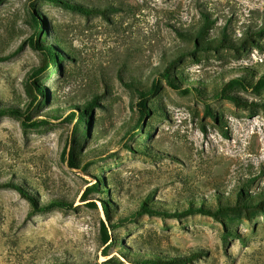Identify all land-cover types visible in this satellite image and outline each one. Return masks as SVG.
I'll use <instances>...</instances> for the list:
<instances>
[{"label": "rangeland", "instance_id": "374dc122", "mask_svg": "<svg viewBox=\"0 0 264 264\" xmlns=\"http://www.w3.org/2000/svg\"><path fill=\"white\" fill-rule=\"evenodd\" d=\"M73 1L105 12L87 16L46 0H0V104L26 108L31 75L48 59L29 43L33 6L50 25L49 41L53 31L72 54L63 70L51 68L38 78L49 93L48 104L41 97L31 109L38 126L26 129L20 117H0V180L11 175L43 203L68 199L71 205L35 212L20 190L0 188V264H139L153 253L196 250L203 256L189 264H264V214L118 220L149 195L171 209L192 194L215 204L216 194L232 195L243 186L264 190V89L236 88L246 104L214 94L242 68L252 69L256 81L264 75V35L244 49L192 54L204 14L216 20L208 39L228 34L240 43L264 26V0ZM178 59L176 68L194 81L188 94L162 77ZM132 79L148 89L156 85L147 103L157 112L139 130L141 93ZM207 80L214 84L199 93L196 87ZM94 93L101 98L91 124L77 128L72 106ZM55 107L60 117L45 121ZM213 114L228 123L229 136ZM83 133L90 136L82 139ZM80 142L84 162L72 168L71 152ZM145 146L162 154L144 153ZM98 175L113 179L109 196L92 189ZM111 194L115 226L102 205Z\"/></svg>", "mask_w": 264, "mask_h": 264}, {"label": "trees", "instance_id": "16d2710c", "mask_svg": "<svg viewBox=\"0 0 264 264\" xmlns=\"http://www.w3.org/2000/svg\"><path fill=\"white\" fill-rule=\"evenodd\" d=\"M49 3L59 5L67 10H71L74 12H80L87 16H91L94 14H103L105 11L104 9L95 8V7H87L82 4H78L73 0H46ZM33 19L32 25L34 27V33L32 37L29 39V43L34 50L44 52L48 59L44 61L43 65L37 69H35L34 73L31 75L32 80H30L27 84V92L31 98L30 103L27 107H23L20 103H12V104H0V117L9 114L12 116L22 118V122L24 128H32L38 126L39 123L31 114V109L33 106L38 102V100L43 97L44 104H48L49 93L47 88L44 85V81H39L40 78L44 73L51 70V68H55L52 71L56 72L59 70H63L62 62L67 56L68 58L72 57V54L69 48L65 45L63 39L55 34L53 31V41H49L50 35V25L46 19V17L40 13V11L33 6ZM203 24L200 31L197 34L196 40V48L192 51L193 55L197 50H218L221 48H229V49H244L246 48V44L251 41L255 40L256 38H260L264 35V26L255 32H249V35L242 39L240 43L235 42L230 38L228 34L219 38V39H208V34L211 29L215 26L216 20H214L208 14H204ZM258 42V41H257ZM259 44V42H258ZM26 44L21 45L16 52L12 56H17L20 54ZM179 60V59H178ZM180 62L174 61L172 62L162 73V77L167 79L168 83L172 88L179 92H183L185 94L190 93V90L193 87L194 81L188 78L179 68L177 69L176 66ZM241 70V69H240ZM243 73L236 78L232 79L226 83H223L221 87L214 89V94L218 98H224L231 100L237 104H246L248 101L237 94H234L233 91L236 88H242L244 90H249L251 88H255L257 92H260L264 89V75L261 76L256 81V73L252 71V69L242 68L241 70ZM132 87L138 89L141 93L140 95V102L138 103V109L140 118L137 122L136 129H142L143 124L147 118L150 117L151 112L156 113V106H150L147 103L148 98L153 94L152 90H154V86L151 89L145 88L142 86V82L137 79H132L129 81ZM214 84L213 80H207L202 82V85L196 87L199 93L207 94L208 89L207 86ZM191 88V89H190ZM195 88V87H194ZM101 96L97 93H94L90 100H87L83 104L73 105V111L71 113V119H77V128L87 129L88 125L91 124V119L94 113L95 108L99 105ZM42 106H40L41 108ZM61 110L60 107H55L52 110L47 112L46 118L44 119L49 120V118H57L60 117L58 112ZM217 120L221 122V125L224 127V135L229 136V129L228 123L225 120H222L220 115L213 114ZM90 136L88 133L82 134V139L85 137ZM146 139L152 138V132L149 130L144 134ZM83 144L82 142L79 143L77 147H75L69 159V164L72 168H80L82 167V163L84 162L82 158L85 155L82 153ZM158 151L152 149L150 146H145L144 153L156 155ZM162 154L161 152H158ZM7 178V179H6ZM114 186V181L112 178H108V181L101 175L97 176V183L92 186L93 190H98L99 192L105 191L108 196L110 195V186ZM16 188L20 190L24 197H28L34 208L35 212H45L49 211L54 208L56 205L59 204H67L71 205L70 203L64 202L68 201V199L61 200H49L47 203H43L38 196L32 195L25 186L21 185L20 182L17 183L14 180L13 176H6L5 180H0V188ZM91 189V190H92ZM112 196V194H111ZM113 196L109 199L107 196L104 197L102 200V205L108 219L110 225L115 226L114 222L116 223V219L114 214H116V208L113 203ZM216 203L212 204L210 200H206L204 197H199L195 194H192L191 197H188L187 200L183 203H180L178 207L172 206L171 209H164L157 204H161L160 202H156L153 195H149L146 197L139 206V209L132 214L131 216L121 217L118 219L119 221H127L130 220L129 218L132 217L136 219L137 217L148 214V215H157L164 218H176V219H184L189 216L193 215H204L208 217L215 218L217 220H221L223 217L228 215H245L247 218H254L258 214H264V190L259 193H251L249 189L246 187L239 188L234 194L226 195V194H216L214 196ZM104 229L105 223H103ZM109 237L107 236V240ZM152 259H141L139 264L143 263H159V264H189L194 262L195 260L201 258L203 256V252L200 250L191 251L187 253H169L165 252L162 254H151ZM136 259H134V262ZM138 263V261H137ZM67 264V263H61Z\"/></svg>", "mask_w": 264, "mask_h": 264}]
</instances>
